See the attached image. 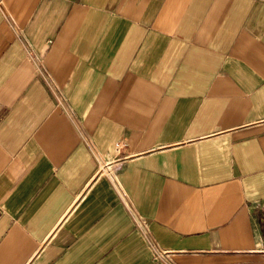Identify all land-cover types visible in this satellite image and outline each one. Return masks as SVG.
<instances>
[{
  "label": "crops",
  "instance_id": "crops-1",
  "mask_svg": "<svg viewBox=\"0 0 264 264\" xmlns=\"http://www.w3.org/2000/svg\"><path fill=\"white\" fill-rule=\"evenodd\" d=\"M0 264H264V0H2Z\"/></svg>",
  "mask_w": 264,
  "mask_h": 264
},
{
  "label": "built area",
  "instance_id": "built-area-1",
  "mask_svg": "<svg viewBox=\"0 0 264 264\" xmlns=\"http://www.w3.org/2000/svg\"><path fill=\"white\" fill-rule=\"evenodd\" d=\"M1 5H2V0H0V6ZM114 147L117 149L119 147V144L117 142L114 143ZM109 179H110L112 186L115 188L117 194L123 199L124 195H123V192L119 186L118 181L115 179V177L113 175H110Z\"/></svg>",
  "mask_w": 264,
  "mask_h": 264
}]
</instances>
